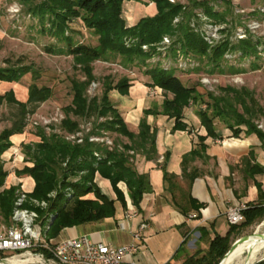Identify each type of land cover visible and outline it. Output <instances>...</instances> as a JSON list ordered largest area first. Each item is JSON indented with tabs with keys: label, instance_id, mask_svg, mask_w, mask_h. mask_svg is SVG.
Instances as JSON below:
<instances>
[{
	"label": "trees",
	"instance_id": "obj_1",
	"mask_svg": "<svg viewBox=\"0 0 264 264\" xmlns=\"http://www.w3.org/2000/svg\"><path fill=\"white\" fill-rule=\"evenodd\" d=\"M129 1L134 0H41L31 10L38 14L42 21L46 16L49 18L52 16L51 21L53 27H56V35L66 40L68 51L85 64V72L89 79L92 78V73L88 64L97 58L115 59L122 56L126 62L137 60L138 63L144 64L147 52L142 50L140 44L156 42L167 33L177 34L176 44L180 42L183 49L188 48L201 56H209L215 66L219 67L220 61L228 50L229 41H225L209 51L203 36L190 27L188 20H183L174 27L173 19L182 11L181 4H173L168 0H152L157 13L144 16L136 25L128 26L123 16V7L124 3ZM194 5L203 8L207 14L214 18L225 17V13L215 11L209 0H196ZM75 18H81L85 25L98 36L97 45L75 42L70 33L66 34L69 22ZM126 36L137 37L139 39L138 46L125 47L124 38ZM232 48H239L245 55H253L256 45L250 40H242L238 47ZM241 70L230 67L231 72ZM25 72L23 67L0 68V81L17 80ZM146 75L149 77L148 86L160 87L166 94L161 104V111L149 108L144 110L137 133L128 128L120 111L112 107L108 95L113 89L118 90L121 95H128L129 89L133 85L130 79L125 77L115 86L108 85L100 104L96 99L88 101L85 96V89L90 80L73 83L74 97L72 105L68 108V113L72 112L77 116L91 113L111 114L112 121L103 124V127L129 139V144L122 145L123 151L118 148V144L110 150L103 147L102 144L89 141L88 137L83 139L82 143H72L61 135H46L43 131L39 133V142L22 145L27 164L16 170V174L32 177L34 180V189L27 193L29 201L35 199L47 203L45 208L35 206L29 201L25 204L39 212L40 222L45 227L47 240L59 237L66 228L115 217L118 203L124 208L127 206L125 193L119 187L121 182L126 184L132 203L138 209H140L144 194L152 190L148 174L140 173L137 170L135 162L131 161V158L133 159L135 156L130 155L128 151L133 150L135 153L140 152L146 155L147 158L152 157L156 151L157 131L148 122V117L158 114L165 115L174 120L173 130H185L188 125L183 122L184 111L190 101L196 102L201 97L197 93L196 87L186 86L175 75L174 70L151 68L146 71ZM229 91L232 92L231 96L213 97L214 102L210 106L213 111L212 115L208 113V110L197 112L207 135L199 136V146L183 157V165L196 157L208 158L202 154L206 151L204 140L206 137H219L214 118H220L232 131L233 137L256 135L264 146V131L259 129L254 122V119L262 112V108L249 90L229 89ZM50 94L51 91L48 88L35 86L29 90L25 102L17 101L11 91L0 94V105L6 102L17 106L11 127L0 133V218L6 225H9L11 221L19 184L4 187L8 172L4 168L1 156L12 145L10 137L22 133L26 124L25 115L27 112H34L35 108L29 110L27 105L45 101ZM168 94L172 96L169 97ZM77 126V122L70 118H67L63 123V128L68 131H75ZM95 153H98L99 156H96ZM253 158V153H250L245 162L249 169L259 171L258 165L251 164ZM82 172L84 175L80 179H72ZM97 174L110 181L116 198L110 197L102 191L95 180ZM175 178L176 175L164 171V179L170 183V186L175 185ZM188 178L189 182H192L196 175H189ZM51 193L55 195L51 196ZM89 194H93L94 197H88ZM259 195L258 201L248 202V208L244 211L245 220L241 224L230 225L228 232L224 235L215 234L209 240L208 249L205 252L198 251L190 256L185 264H219L235 241L239 227L250 225L264 218V192L261 188H259ZM173 202L182 212H185L186 205L193 210H200L203 207V203L198 202L190 194L188 197L186 196V199L184 195L181 199L173 197ZM38 250L44 249L39 248Z\"/></svg>",
	"mask_w": 264,
	"mask_h": 264
},
{
	"label": "rangeland",
	"instance_id": "obj_2",
	"mask_svg": "<svg viewBox=\"0 0 264 264\" xmlns=\"http://www.w3.org/2000/svg\"><path fill=\"white\" fill-rule=\"evenodd\" d=\"M40 1L0 0V68L23 67L26 70L17 80L11 82L0 81V94L11 91L17 101L25 102L29 90L33 86L37 88L46 87L51 91L47 100L27 105L29 110L35 108L34 112H27L25 115L26 124L22 133L10 137V140H14L11 146L18 148L17 155L23 159V166L27 163H25L22 145L39 142L40 131H43L46 135H61L72 143H77L73 141V137L75 139L79 137L85 139L86 137L97 136L100 139L93 142L102 144L106 148L109 147L106 142L108 138L112 141L113 148L118 144V148L123 151L122 145L129 144V139L103 127V124L112 121L111 114L98 115L91 113L77 116L72 112L68 113V108L72 105L74 97L73 83L75 81L87 82L90 80L85 89V96L88 101L96 99L100 104L107 86H115L121 79L127 77L133 82L132 86H134L131 95L134 93L133 89L142 91L143 100L145 101L144 108L161 111V104L166 92L160 87L148 86L149 77L146 75V71L151 68L174 70L175 75L186 86L196 87L201 99L196 102L193 100L189 102L184 111L186 115H191L194 118L200 110H208V113L212 115L213 111L210 106L214 102L213 97L231 96L232 92L229 89L238 91L245 89L253 94V98L262 108V112L254 119L255 124L257 126L259 124L264 125V0H229V3L228 0H209L215 11L225 13V17L222 19L210 16L201 7H195L194 2L196 0H176L173 3L182 5V11L173 19L174 27L181 21L188 20L190 27L200 35L199 28L205 26L204 23L213 28L211 32L214 33L213 44L204 39L209 51L217 45L229 41L228 50L220 61L219 67L215 66L209 56H201L188 48L183 49L182 43H175L178 38L177 34L167 33L156 42L140 44L142 50L147 52L144 64L138 63L137 60L126 62L122 56L115 59L97 58L90 61L88 66L91 68V79L88 78L85 72V64L68 51L67 41L56 35V27H53L51 21L52 16L50 18L46 16L42 21L39 15L31 10ZM150 2L153 3L152 0H134L130 4L124 3L123 16L126 21V13H128V17L132 11H135L139 20L144 16L156 14L157 9L155 8L146 11V7ZM203 17L207 18V22L203 20ZM176 18L179 21H175ZM250 26L253 29L249 28ZM238 29H241V31H238ZM242 29H244V32ZM68 33L72 35L75 42L93 46L98 44V36L85 25L81 18H75L69 22L66 34ZM238 34H245L246 36L239 39ZM166 36L172 43L170 49L167 50V55L163 56L158 49L163 47L161 42ZM242 40H250L251 43H255L256 50L253 55H245L239 48H232L234 46L238 47ZM138 44L139 39L137 37L126 36L124 38V45L127 48L138 46ZM144 45L147 49H144ZM177 51L185 55L181 62L176 61ZM188 54H191V57L196 60V63L192 66L187 65L189 63ZM231 54L235 57H226V55ZM180 63L184 64L180 66ZM185 63H187L186 66ZM165 66H168L169 69H166ZM230 67L242 70L231 72ZM205 78L208 79L207 82L203 81ZM154 88L155 93L152 95L150 93ZM108 95L112 107L120 112L122 111L121 115L133 114L137 118L140 114V108H136V103H132L131 98L121 95L118 90L113 89ZM168 96L171 97L172 95L168 94ZM118 107H121V110ZM16 108V105L6 102L0 105V133L11 127L15 119ZM67 118L77 122L78 126L75 131H68L63 128V123ZM167 120L172 122L170 119ZM46 121L49 123L46 124ZM168 121L165 126L170 127ZM221 123L225 125L220 118H214L215 126H221ZM191 128L196 129L197 125L192 124ZM261 130L264 131V129ZM105 136L106 138L102 139ZM18 156L15 161L9 159L12 162L11 164L18 163L17 159H20ZM133 156H135V153ZM83 173H79L72 179H80L84 175ZM50 195L54 196L55 194L51 193ZM88 197L94 196L89 194ZM261 224H264V218L250 225L240 226L235 240L243 236H249V239ZM0 225L8 226L1 218ZM263 231L264 226L261 227V232ZM261 250L251 264L264 263V247ZM35 253L32 250L31 252L8 254L2 264H11L10 260L14 258L15 260L33 259L26 264H50L48 260L51 256L48 253L45 255L46 258L42 260L40 258L39 260Z\"/></svg>",
	"mask_w": 264,
	"mask_h": 264
},
{
	"label": "crops",
	"instance_id": "obj_3",
	"mask_svg": "<svg viewBox=\"0 0 264 264\" xmlns=\"http://www.w3.org/2000/svg\"><path fill=\"white\" fill-rule=\"evenodd\" d=\"M131 2L133 1L126 4ZM150 8L156 9L154 2L149 3L146 11ZM131 14L127 17L126 13L129 26L139 20L135 11ZM132 87L125 96L136 103L140 114L137 118L133 114L122 117L128 128L137 133L143 112L148 108H144L142 91L133 89L134 93L131 95ZM165 118L169 119L162 114L148 117V122L157 131L155 154L147 158L137 152L133 157L137 170L148 174L152 186V190L144 194L140 209L132 203L126 184L121 182L119 187L125 193L127 206L124 208L118 203L115 217L66 228L59 237L52 240L87 234L95 241L114 246L131 244L141 223L146 221L148 227L143 231L138 252L125 256L124 264H185L198 251L205 252L209 247V240L215 234L224 235L228 232L230 224L226 212L231 205L239 201L259 200V188L264 192V146L256 135L233 137L232 131L221 123V126H216L219 137H206L204 140L206 151L202 154L208 158L196 157L183 165V157L199 146V136H206L207 131L198 115L193 118L184 112L183 122L188 125L185 130H173L174 120L170 119V122ZM167 121L170 127L165 126ZM192 124H196L197 128H191ZM16 148L10 146L1 156L8 172L4 187L19 184L27 192H32L35 186L32 177L16 174V170L23 167V159H17L16 164L9 161V156ZM250 153L254 156L251 164L258 165L261 170L249 169L245 160ZM164 171L176 175L175 185L170 186L164 179ZM192 174L196 178L189 182L188 176ZM95 180L104 193L116 198L109 180L99 174ZM188 194L203 203L200 210L190 209L186 205L185 212H182L174 204L173 197L181 199L184 195L186 199ZM134 210L137 214L126 218Z\"/></svg>",
	"mask_w": 264,
	"mask_h": 264
},
{
	"label": "built area",
	"instance_id": "obj_4",
	"mask_svg": "<svg viewBox=\"0 0 264 264\" xmlns=\"http://www.w3.org/2000/svg\"><path fill=\"white\" fill-rule=\"evenodd\" d=\"M172 3H175L176 0H168ZM206 17H203V20L207 22ZM175 21H179L177 18ZM205 26H200L199 30L203 38L213 44V34L211 33L213 28L204 23ZM212 26V25H211ZM249 28L253 29L252 26ZM238 31H241V29ZM244 32V29H242ZM244 35H239V39L245 38ZM172 41L166 36L164 37L161 44L163 47L158 50L161 51L163 56L167 55V50L170 49ZM144 49H147L144 45ZM189 55V63H185L188 66H192L196 63V60L192 58L191 54ZM186 55V56H188ZM233 56L226 55V57ZM235 57V56H233ZM185 55H182L180 51H177L176 61H183ZM169 64V63H168ZM180 63L179 65H183ZM178 65V66H179ZM179 66V68H180ZM166 69H169L168 66H165ZM207 78L203 81L207 82ZM155 93V88L151 90L150 94ZM49 122L46 121V124ZM259 129H264L263 124L258 125ZM106 138L105 137H102ZM100 138L97 136H91L89 140L91 142L96 141ZM73 141L77 143H82L83 138L75 139ZM104 142V141H103ZM109 144V149H113V143L110 139L107 138L106 141ZM17 148L12 151V154L9 156V159L16 160L17 157ZM134 151L130 150L129 154L134 155ZM96 156H99L98 153H95ZM19 157V156H18ZM20 161L22 157H19ZM131 161L133 159L131 158ZM27 191L19 185V188L16 191V199L14 202V208L10 218V224L8 226L0 225V264L3 260L6 259V255L15 254L20 252H31L32 250L38 259H45L47 253L51 256L48 260L50 264H124V257L127 255H135L139 248L140 242L143 239V231L148 227V223L145 221L141 223L139 231L134 234V242L131 244L114 246L110 243L103 241H95L91 236L87 234L78 235L75 237H67L58 241L47 240L45 237V227L40 222L39 212L35 208L27 207L25 204L28 202ZM31 204L39 207L45 208L47 206L46 201H38L31 199ZM248 208V202L239 201L231 205L227 212L226 217L230 225H239L245 220L244 211ZM137 214V211L134 210L133 213L126 215V218H132ZM124 228L123 225H121ZM48 228V227H46ZM42 248L44 250H38ZM39 259V260H40Z\"/></svg>",
	"mask_w": 264,
	"mask_h": 264
},
{
	"label": "bare ground",
	"instance_id": "obj_5",
	"mask_svg": "<svg viewBox=\"0 0 264 264\" xmlns=\"http://www.w3.org/2000/svg\"><path fill=\"white\" fill-rule=\"evenodd\" d=\"M263 226L264 224H261L249 239L239 244L230 255L228 254L222 264H251L264 247V231L261 232V227ZM32 260V258L26 260H15L14 258L10 260V262L11 264H26L28 261Z\"/></svg>",
	"mask_w": 264,
	"mask_h": 264
},
{
	"label": "water",
	"instance_id": "obj_6",
	"mask_svg": "<svg viewBox=\"0 0 264 264\" xmlns=\"http://www.w3.org/2000/svg\"><path fill=\"white\" fill-rule=\"evenodd\" d=\"M248 237H249V236H243V237H241V238L235 240V241L232 243V245H231V247L229 248V250L227 251V253H226V254L223 256V258L220 260L219 264H222V262H223L224 259L227 257V255H228V254H229L234 248H236V247L238 246V244H240V243L246 241V240L248 239Z\"/></svg>",
	"mask_w": 264,
	"mask_h": 264
}]
</instances>
